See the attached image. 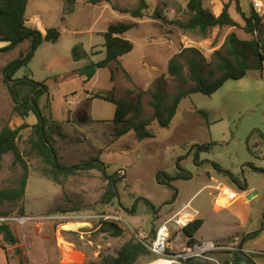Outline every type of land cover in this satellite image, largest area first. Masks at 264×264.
Masks as SVG:
<instances>
[{
	"label": "rangeland",
	"instance_id": "1",
	"mask_svg": "<svg viewBox=\"0 0 264 264\" xmlns=\"http://www.w3.org/2000/svg\"><path fill=\"white\" fill-rule=\"evenodd\" d=\"M140 1L108 0L95 4L93 0H73L71 4L69 0H28L27 24L41 33L43 41L26 58L28 65L13 74L12 81L26 78L47 87L39 104L46 115L51 110L67 135L66 138L55 135L57 158L63 165L70 167L99 157L98 162L104 169L103 172L100 169L79 171L59 185L43 177L44 164L28 154L31 128L22 131L18 144L30 171L26 195L17 202L0 203V215L65 219H38L24 225H11L19 245L0 242V246H9L11 264H28V257L24 255L27 248L22 244L31 240H37L38 250L42 251L45 243L46 250L56 259L51 264H98L102 256L116 255L125 241L134 237L132 229L143 230L147 241H151L162 220L189 203L201 211L205 221L197 239L231 246L242 231L233 216L236 207L217 210L216 191L209 186L211 176L241 194L256 191V197L240 202L258 220L254 226L264 228V72L251 69L246 77L227 81L211 96L192 93L181 101L169 128H161L154 122L155 137L144 140H139L132 132L116 140L113 123L116 105L93 99L92 94L113 91L119 99L137 101L138 93L143 91V117L149 118L153 115L150 93L160 80H164L168 97L180 87L185 90L194 87L187 81V69L186 80L169 75L168 65L175 54L186 48L199 49L209 77L216 65L215 53L223 50L229 35L235 33L239 40L252 39L241 28L244 21L236 10L235 1L231 3L230 13L241 27L212 28L205 39L183 32L166 21L153 19L159 11L168 21L185 20L189 0H145L148 9L142 19L124 12L138 7ZM230 1L204 0V6L218 15ZM240 3L244 12L251 11L248 0ZM119 24L132 26L123 37L134 44V50L121 58L119 65L113 64L114 76L110 69H101L91 82H86L77 71L90 62L105 59L104 34L111 25ZM50 29L61 33L55 43L44 39ZM32 42L26 39L15 48L0 42V131L6 123L16 128L28 121L33 125L38 122L34 114L22 119L15 112L3 74L8 63L29 53ZM78 45H82L88 59L74 60L73 50ZM130 90L134 93L130 94ZM210 144L214 145L209 151L200 150ZM13 160L12 154L3 158L0 188L14 186L23 173L19 165L13 166ZM215 164L223 168L222 173ZM112 182L118 196L104 204L102 198ZM239 184H246L250 192L242 191ZM171 202L173 204L168 205ZM159 209L161 211L157 212ZM102 214H117L122 218L123 237L103 233L100 221L86 219ZM78 216L81 218H73ZM72 223L81 224L78 232L72 231ZM263 245L264 230L256 238L247 240L244 247L264 252ZM16 249H20L18 255ZM66 254L78 255L81 260L68 262L64 258ZM215 256L224 264L231 260L227 259L226 251L217 252ZM254 257L256 264H264L263 256ZM153 260L155 258H142L137 264H150Z\"/></svg>",
	"mask_w": 264,
	"mask_h": 264
},
{
	"label": "trees",
	"instance_id": "2",
	"mask_svg": "<svg viewBox=\"0 0 264 264\" xmlns=\"http://www.w3.org/2000/svg\"><path fill=\"white\" fill-rule=\"evenodd\" d=\"M102 1L108 0H93L95 4ZM234 1L236 2V10L244 21L243 27L231 16L230 8L231 3ZM241 1L231 0L229 3L224 4L221 14L216 15L211 9L204 6V0H189L185 20L174 19L168 21L162 13L159 11L155 12L153 19L166 21L183 32L194 33L204 39L207 38L212 28L224 27H241L246 34L252 36V39L239 40L235 33L229 35L223 50L215 53L216 65L210 71V78L206 76L205 58L199 49L193 47L186 48L175 54L168 65L169 75L173 78L186 80L184 72L187 69L189 72L187 81L192 82L194 87L189 90L180 87L175 94L168 97L164 90V80H160L154 91L150 93V106L153 109V115L149 118L143 117V97L145 95L143 91L138 93L137 101L128 98L119 99L113 91L93 95L94 99L105 100L116 105V115L113 120L116 140L131 132L139 140L154 138L155 133L152 131L154 122H157L161 128H169L177 114L181 101L192 93H202L211 96L222 88L227 81L240 80L246 77L248 71L251 69L264 72V19L263 16L255 12L251 4V11L244 12L240 3ZM69 2L72 4L73 0H69ZM27 3L28 0H0V42H6L9 46L16 44L12 47L15 48L26 39L32 42L38 38L34 43L35 51L42 43L43 37L37 29L27 24ZM147 9L148 4L145 0H141L138 7L127 9L124 12L133 18L142 19ZM115 10L119 9L115 7ZM131 28L132 26L127 24L111 25L109 30L104 34L105 59L99 62H90L83 69L77 71V73L84 76L87 82L91 81L100 69L110 68L114 73L111 64L117 63L119 65L121 58L134 50V44L123 37ZM60 37L61 33L57 29H50L47 31L44 39L55 43ZM32 54L33 50L30 48L26 56L21 54L17 60L8 63L3 71L5 82L15 104V112L22 119H25L30 114H34L38 122L35 125L25 122L16 128H13L10 123H6L0 131V168L2 167L4 156L12 154L14 156L13 166L19 165L23 171L14 186L0 188V203L17 202L24 199L26 195L30 171L28 161L24 152L21 151L18 142L22 131L28 128L32 130L28 139V154L33 158L40 159L44 164L42 169L43 177L59 185H63L70 176L75 175L79 171L100 169L103 172L104 169V165L98 162L100 160L99 157L87 163L70 167L63 165L59 160L58 163L55 162L53 152L59 156L55 146V135H59L62 138H66L67 135L64 132L63 126L54 119L51 110L50 114L46 115L44 109L40 107L39 100L47 92V87H43L45 86L44 83L37 84L26 78L12 81L13 74L20 67L28 65L29 61L26 58ZM73 58L75 61H80L88 59L89 55L84 51L82 45H78L73 50ZM39 90L42 91L37 93ZM129 93L133 94L134 91L130 90ZM47 107L50 109V103ZM202 113L207 115L205 112ZM212 145L214 144L203 146L201 150L209 151ZM215 168L220 169V166L215 164ZM117 196V189L112 182L109 184L102 202L104 204L111 203ZM203 225V219H196L185 229V234L190 238L191 242H198L195 236ZM101 231L114 238L124 236L122 222L101 221ZM0 236L9 246L16 247L19 245V239L15 236L9 225H0ZM255 236L256 234H252L248 238ZM2 247L5 246L3 245ZM227 254V259H231L235 264H256L253 258L247 257L241 252H227ZM142 258L153 259L155 256L142 242L131 237L125 241L116 255L102 256L98 264H137ZM229 261L227 260V262ZM186 264L211 263L201 259H190Z\"/></svg>",
	"mask_w": 264,
	"mask_h": 264
},
{
	"label": "built area",
	"instance_id": "3",
	"mask_svg": "<svg viewBox=\"0 0 264 264\" xmlns=\"http://www.w3.org/2000/svg\"><path fill=\"white\" fill-rule=\"evenodd\" d=\"M253 9L260 16L264 15V0H249ZM217 197L216 205L224 207L239 198V194L226 186L218 185L216 187ZM200 211L193 208L189 203L181 210L175 212L170 217L163 219L157 227L156 233L151 241H147V237L143 230L135 231L132 229L134 238L142 242L149 251L155 256L150 264L164 262L165 264H186L190 259H201L211 264H224L223 261L215 256L217 252H240V239L235 238L231 246L225 243H216L208 240L203 242H191L190 238L185 234V229L196 219H199ZM81 218V216L73 217ZM43 219V220H64L65 217H45L35 218L29 216H9L0 215V225H24L28 222ZM86 219H97L98 221H117L123 222L122 218L117 214H102L90 215ZM78 232L77 230H72ZM83 236V235H81ZM83 238V237H82ZM264 256L263 252H254ZM227 264H235L234 261H229Z\"/></svg>",
	"mask_w": 264,
	"mask_h": 264
},
{
	"label": "crops",
	"instance_id": "4",
	"mask_svg": "<svg viewBox=\"0 0 264 264\" xmlns=\"http://www.w3.org/2000/svg\"><path fill=\"white\" fill-rule=\"evenodd\" d=\"M218 15H220V14H218ZM113 64L114 63L111 64L112 67H113ZM105 69H110V68H105ZM111 72H112V70H111ZM112 75L114 76V73L113 72H112ZM91 81H89V82H91ZM92 95H94V94H92ZM86 115H87V113H86ZM29 122H31V121H28V123ZM29 124L30 125H33L32 122L29 123ZM262 135H263V138H264V134H262ZM262 157H263V160H264V150L262 152ZM222 169L223 168L220 166V169H217V170L220 172ZM220 173H222V172H220ZM210 182H211V184L209 186H211L216 191V196L215 197H217L216 187L218 185H223V186H226L228 188L233 189L231 186H229L228 184H226L224 181L220 180L216 176L215 177L214 176H211ZM233 190H235V189H233ZM246 191H249V189L247 188ZM236 192L239 194V198L236 199L235 201L231 202L230 204H228V205H226L224 207H218L216 205V200H215V205L218 207L217 210H219L221 208L229 209V208H232V207H236V210H235L233 216L235 217V219L237 220V222L240 224L239 227H240V229L242 231L239 232L238 236H236L235 238H239L240 239V244H241L242 241H243V239L247 237L246 240H245V242H244V245H245V243H246L247 240L256 238L258 236V233L261 232V231H263L264 228H260L259 225H256V224L254 226V222L255 221L257 222L258 220L254 217L253 213H251L249 211H246V209H244V207L242 205V202H240L241 200L249 201V200L253 199L254 197H256L258 195V193L256 191H253V192H250L249 191L250 193H247V194H241L238 191H236ZM254 192H256V194L252 196V193H254ZM4 203H6V202H3L1 204H4ZM201 217H202V215H201V211H200V217L199 218L200 219H203ZM204 224H205V221H204ZM252 234H256V236L253 237V238H248ZM241 235H242V237L240 238ZM195 238H196L197 241H199L197 239V235L195 236ZM1 241H2V237L0 236V242ZM199 242H201V241H199ZM43 244H44V250L43 251L42 250H38L39 249V247H38L39 246V243L37 242V240L36 241L35 240H31L29 242H26V243L22 244V246H24L25 248H27V251L24 253V255H26L28 257V261H29L28 264H51L52 263V260H56L55 257H53V255L46 250L45 243H43ZM55 245H54V247H55V249H57V244L55 243ZM4 246L5 247L0 246V264H11V261H10L9 256H8V250H10V248H9L8 245H4ZM263 247H264V245H263ZM244 250L246 251V253L248 254V256L250 258H253L254 260H256V258L254 256L259 255V254H255L254 253V252H259V251L246 250L245 247H244ZM259 256H262V255H259Z\"/></svg>",
	"mask_w": 264,
	"mask_h": 264
},
{
	"label": "water",
	"instance_id": "5",
	"mask_svg": "<svg viewBox=\"0 0 264 264\" xmlns=\"http://www.w3.org/2000/svg\"><path fill=\"white\" fill-rule=\"evenodd\" d=\"M37 39H38V38H36V39L32 42V45H31V48H32L33 52H34V43H35V41H36ZM14 45H16V44H14ZM14 45H12L11 47H13ZM35 96H36V95H35ZM35 96H34V97H35ZM53 155H54L55 162L58 163V158H57L56 153L53 152ZM235 185H237V184L235 183ZM238 187H239V186H238ZM239 188H240V187H239ZM240 189H241L242 191H246V189H247V185L245 184V186H244L243 188H240ZM255 194H256V192L252 193V196L255 195ZM172 204H173V202L168 203V205H172ZM159 211H160V209H159L157 212H159ZM157 212H156V213H157ZM246 238H247V237H246ZM246 238L243 239L242 243H241L240 246H239V249H240V252H241L242 254H244V255H246L247 257H249L248 254L246 253V251L244 250V242H245ZM19 252H20V249H16V253H17V255L19 254Z\"/></svg>",
	"mask_w": 264,
	"mask_h": 264
},
{
	"label": "bare ground",
	"instance_id": "6",
	"mask_svg": "<svg viewBox=\"0 0 264 264\" xmlns=\"http://www.w3.org/2000/svg\"><path fill=\"white\" fill-rule=\"evenodd\" d=\"M80 226H81V224H77V223H72L71 224V228L74 229V230H77ZM65 259H66V261L71 262V263L81 260V258L78 255H75V254H70V255L66 254ZM156 264H165V263L164 262H159V263H156Z\"/></svg>",
	"mask_w": 264,
	"mask_h": 264
},
{
	"label": "flooded vegetation",
	"instance_id": "7",
	"mask_svg": "<svg viewBox=\"0 0 264 264\" xmlns=\"http://www.w3.org/2000/svg\"><path fill=\"white\" fill-rule=\"evenodd\" d=\"M201 150V149H200ZM240 186V188H243L245 185L244 184H239ZM161 211V210H160Z\"/></svg>",
	"mask_w": 264,
	"mask_h": 264
}]
</instances>
